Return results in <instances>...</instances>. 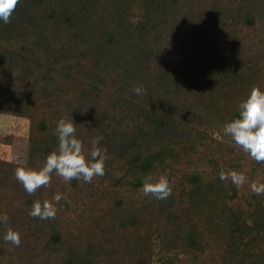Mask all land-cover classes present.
I'll use <instances>...</instances> for the list:
<instances>
[{"label":"trees","instance_id":"1","mask_svg":"<svg viewBox=\"0 0 264 264\" xmlns=\"http://www.w3.org/2000/svg\"><path fill=\"white\" fill-rule=\"evenodd\" d=\"M254 86L264 88V0H17L0 23V113L27 117L29 133L23 163L0 158V264H264V194L250 189L264 162L223 134ZM61 116L86 155L103 137L105 174L53 173L29 194L14 170L43 166ZM222 167L245 183L220 180ZM148 175L167 178V199L143 193ZM37 200L55 218L29 216ZM9 228L19 247L3 240Z\"/></svg>","mask_w":264,"mask_h":264},{"label":"clouds","instance_id":"2","mask_svg":"<svg viewBox=\"0 0 264 264\" xmlns=\"http://www.w3.org/2000/svg\"><path fill=\"white\" fill-rule=\"evenodd\" d=\"M17 0H0V23L7 24L15 9ZM136 95H142L144 88L136 85L132 88ZM57 138L56 149L50 151L39 169L31 167H17L14 175L24 190L32 194L41 186L49 184L51 176L55 173L63 181L73 179L91 183L94 177L105 174L104 150L100 147L102 136L91 138L90 156L85 154L84 142L76 134L73 120L61 116L54 129ZM223 134L255 161L264 162V88L254 86L245 98L237 104L236 115L223 126ZM218 176L220 180H231L239 187L244 184L246 177L243 172L236 169L225 171L222 167ZM141 188L145 195H152L157 200L167 199L172 192L169 181L165 177L153 180L151 175L145 177ZM250 189L257 195L264 194V183L253 181ZM65 198L62 193H56L52 201L59 202ZM57 208L51 201H34L28 215L41 220L55 218ZM7 215H0V224H6ZM3 240L17 247L21 244V235L17 230L9 228L3 234Z\"/></svg>","mask_w":264,"mask_h":264},{"label":"rangeland","instance_id":"3","mask_svg":"<svg viewBox=\"0 0 264 264\" xmlns=\"http://www.w3.org/2000/svg\"><path fill=\"white\" fill-rule=\"evenodd\" d=\"M28 133L29 119L27 117L0 113V158L23 163L27 158ZM55 188L59 193H63L62 186H55ZM69 190L66 192L68 193ZM72 196L74 202H76L80 195L73 192ZM26 207L27 206H23L22 209H25ZM72 213L74 212L63 213L65 215L61 216L65 226L61 228L67 235H70L73 232V227L75 226V223H73L72 220L75 218V214ZM43 233H45L44 229L39 232V235L43 236ZM69 240L73 241L71 235L66 238L65 241L69 242ZM79 240H84L82 234L80 235ZM38 241L39 240H37V243L40 244ZM69 243L72 244V242ZM58 256H60V253Z\"/></svg>","mask_w":264,"mask_h":264}]
</instances>
